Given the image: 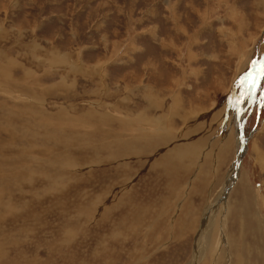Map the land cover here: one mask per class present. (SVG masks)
<instances>
[{
	"label": "rangeland",
	"instance_id": "374dc122",
	"mask_svg": "<svg viewBox=\"0 0 264 264\" xmlns=\"http://www.w3.org/2000/svg\"><path fill=\"white\" fill-rule=\"evenodd\" d=\"M0 264H264V0H0Z\"/></svg>",
	"mask_w": 264,
	"mask_h": 264
},
{
	"label": "bare ground",
	"instance_id": "6f19581e",
	"mask_svg": "<svg viewBox=\"0 0 264 264\" xmlns=\"http://www.w3.org/2000/svg\"><path fill=\"white\" fill-rule=\"evenodd\" d=\"M142 132V131H141ZM193 132V131H192ZM189 133V132H188ZM168 138V137H167ZM167 138H164V137H160V138H158V140H157V145H159V144H161V143H164V142H166L165 141V139H167ZM167 140H169V139H167ZM189 140H191V141H187V140H185V138L184 139H182V144L183 145H181V142H180V140H178L179 141V144L177 143L176 145L177 146H179V147H181V148H186L187 147V143L189 144V145H193V144H196V136H195V133H192V136L189 138ZM177 141V142H178ZM246 141H247V138L245 137L244 138V144H243V149H244V145H245V143H246ZM147 144V143H146ZM165 144V143H164ZM153 145H155V144H152L151 143V146H153ZM157 145H155V146H157ZM151 146H148V148L149 147H151ZM172 146V145H171ZM150 150H151V148H150ZM162 150V149H161ZM163 151H165V153L167 152V149L165 148ZM171 152V151H170ZM176 153V152H175ZM167 155V154H166ZM238 155H240V153L238 154ZM165 156H163V158H164ZM184 159V158H183ZM186 160V159H185ZM165 161V160H164ZM165 163V162H164ZM235 167H236V164H235ZM235 167H233V169H232V171L230 172V174H229V177H228V180H229V182L228 183H230V180L232 179V176L234 175V169H235ZM205 221V220H204ZM208 221V220H207ZM204 227V226H203ZM204 230V229H203ZM201 234H202V236H200V237H203V235H204V232L202 231L201 232ZM199 237V236H198ZM215 239V238H214ZM197 244V246H195V257L198 255V253H199V249H200V245H202V238H201V241L200 242H197L196 243ZM200 246V247H199ZM196 248H198V250L196 251ZM198 257V256H197ZM195 260V259H194Z\"/></svg>",
	"mask_w": 264,
	"mask_h": 264
}]
</instances>
